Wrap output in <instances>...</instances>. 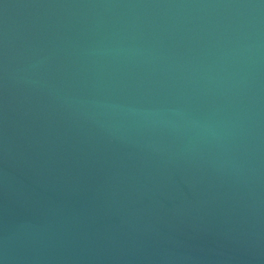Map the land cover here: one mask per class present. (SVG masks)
<instances>
[{
    "label": "water",
    "instance_id": "95a60500",
    "mask_svg": "<svg viewBox=\"0 0 264 264\" xmlns=\"http://www.w3.org/2000/svg\"><path fill=\"white\" fill-rule=\"evenodd\" d=\"M0 264H264V0H0Z\"/></svg>",
    "mask_w": 264,
    "mask_h": 264
}]
</instances>
